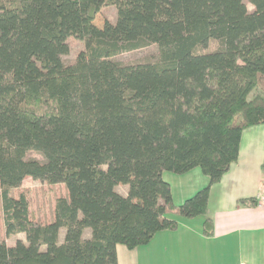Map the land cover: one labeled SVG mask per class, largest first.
I'll use <instances>...</instances> for the list:
<instances>
[{"label": "trees", "instance_id": "1", "mask_svg": "<svg viewBox=\"0 0 264 264\" xmlns=\"http://www.w3.org/2000/svg\"><path fill=\"white\" fill-rule=\"evenodd\" d=\"M110 5L116 21L97 26ZM71 38L84 50L67 64ZM151 43L158 61L114 60ZM0 48L17 51L12 64L0 50L3 220L7 236H26L0 242V264H119L118 245L178 229L169 213L206 216L213 235L211 188L243 131L264 124V0H0ZM197 168L209 183L176 206L164 173ZM27 177L65 185L52 222L14 196Z\"/></svg>", "mask_w": 264, "mask_h": 264}, {"label": "crops", "instance_id": "2", "mask_svg": "<svg viewBox=\"0 0 264 264\" xmlns=\"http://www.w3.org/2000/svg\"><path fill=\"white\" fill-rule=\"evenodd\" d=\"M263 162L264 124L243 131L238 162L211 188L212 236L204 234L206 216L187 219L169 213L178 229L161 231L148 245L134 250L118 245L119 264H264V205L258 200L264 190ZM164 179L171 185L176 206L209 183L199 168L182 175L165 172ZM250 199L257 206L241 204Z\"/></svg>", "mask_w": 264, "mask_h": 264}, {"label": "rangeland", "instance_id": "3", "mask_svg": "<svg viewBox=\"0 0 264 264\" xmlns=\"http://www.w3.org/2000/svg\"><path fill=\"white\" fill-rule=\"evenodd\" d=\"M248 8L249 10H252L253 6L251 4H248ZM116 18L117 8L111 5L106 6L97 15L95 24L99 27H102L106 21L115 22ZM68 42L70 47L69 53L62 56V59L67 64L74 62L78 53L84 50L83 42L72 38L69 39ZM219 45L220 43L218 41H212L207 48L198 49V51H214L219 47ZM0 50H4L8 54L10 62L14 64L17 57V51L4 48H0ZM158 59L159 49L158 46L153 43L144 48L130 52H124L114 57V60L123 64H136L146 61H158ZM258 90H264V79L261 80ZM255 92H253V94ZM27 157L35 158L38 160L44 159L41 153L34 151L28 152ZM167 174L175 175L170 172H167ZM125 188H127L128 190L127 185H119L117 187V191L120 194L125 195L127 194L125 192ZM21 194L26 195L29 200V210L31 218L41 224H48L54 220L56 202L59 198H68V192L64 184L51 185L46 182L33 179L31 177H27L20 187L14 189V196L16 198H18ZM89 236L90 230H87L85 233V237L87 238ZM60 239L61 241H63L64 231L61 232ZM17 240H23L25 242L26 236L23 233L12 236L6 235L3 220L2 199L0 194V242L5 241L9 246H13L15 245Z\"/></svg>", "mask_w": 264, "mask_h": 264}, {"label": "built area", "instance_id": "4", "mask_svg": "<svg viewBox=\"0 0 264 264\" xmlns=\"http://www.w3.org/2000/svg\"><path fill=\"white\" fill-rule=\"evenodd\" d=\"M259 205H264V190L258 195Z\"/></svg>", "mask_w": 264, "mask_h": 264}]
</instances>
